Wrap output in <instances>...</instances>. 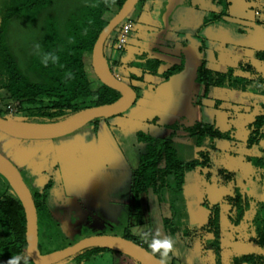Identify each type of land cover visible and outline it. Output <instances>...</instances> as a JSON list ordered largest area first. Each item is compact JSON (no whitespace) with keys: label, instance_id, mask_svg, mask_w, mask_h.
<instances>
[{"label":"rangeland","instance_id":"374dc122","mask_svg":"<svg viewBox=\"0 0 264 264\" xmlns=\"http://www.w3.org/2000/svg\"><path fill=\"white\" fill-rule=\"evenodd\" d=\"M228 1V14L207 25L205 19H211L213 11H220L212 0L137 3L127 17L133 22L127 43L117 47L119 25L105 47L114 73L137 92L135 102L123 112L94 119L49 139L19 138L0 130V152L18 167L34 197L46 205V210L38 213L42 253L95 234L124 236L130 232L148 244L145 234H149L150 241L157 230L161 239L168 236L175 241L168 264H234L233 252L251 251L249 245L246 249H242L243 245L232 246L231 250L224 246L235 238L248 241L255 236L251 221L258 202L264 200V168L255 166L250 158L264 155V140L263 149L246 143L256 115L264 114V96L213 88L208 97H202V87L196 81L197 69L204 61L212 69L233 67L242 76L264 77V58L260 54L264 52V0ZM116 12L114 7L107 16ZM88 57L92 66V54ZM147 58L163 61L158 75L134 63ZM182 61L183 70L166 79L163 73ZM91 77L98 87L100 81L93 74ZM0 106L5 116L21 120L15 115L12 101L2 99ZM197 122L230 130L233 140L216 139V148L210 150V166L203 172H187L189 234L173 235L163 222L164 217L171 216L169 206L160 204L155 194L141 193L140 210L136 207L133 175L145 148L137 132H147L159 140L175 133L174 140L185 143V128ZM176 123L177 129L170 127ZM6 186L17 195L0 172V190ZM236 186L242 194L249 192L253 196L239 224ZM215 203H219L221 211L220 257L203 241L210 237L208 215ZM0 264H5L4 259L0 258ZM28 264L34 263L28 259ZM55 264L141 263L125 253L104 249L96 254L90 248Z\"/></svg>","mask_w":264,"mask_h":264},{"label":"trees","instance_id":"16d2710c","mask_svg":"<svg viewBox=\"0 0 264 264\" xmlns=\"http://www.w3.org/2000/svg\"><path fill=\"white\" fill-rule=\"evenodd\" d=\"M212 1L220 7V11H213L212 18L205 19V25L219 22L228 14V0ZM124 2L125 0H0V95L4 92L0 101H12L16 105L15 115L21 117L22 122L52 124L87 107L117 100L121 92L98 78L88 63V56L92 54L101 31ZM114 7L117 12L108 17L107 14ZM36 44L40 45L39 49L35 47ZM45 54H54L57 60L53 62L49 59L45 66L42 63ZM260 54L264 58V52ZM107 60L110 65L108 58ZM134 63L158 75L163 61L159 58H147L145 62ZM89 66L92 68L91 72L88 70ZM110 67L112 68L111 65ZM183 68L182 61L163 75L168 79ZM91 74L100 81L98 87L94 86ZM142 78L143 75L139 77ZM196 81L202 87V97H208L213 88L252 91L264 96V77L253 79L242 76L236 74L233 67L221 71L208 67L204 61L197 69ZM0 115L5 116L1 106ZM252 126L246 144L249 147L256 144L263 149V113L256 115ZM170 127L177 129L179 125L176 123ZM185 129L188 132V141L185 143L175 141V133L159 140L147 132H137V139L145 144V148L139 155L132 184L138 210L141 207L140 194L151 191L160 204L169 206L171 216L163 218L165 228L170 234L178 235L181 232L183 236L189 234V212L185 196L187 172L197 169L203 172V168L210 166V150L216 148V139L233 140L230 130H223L209 122H197ZM250 161L255 166L264 168V155L252 157ZM235 190L239 223L250 209L253 196L249 192L242 194L239 186ZM34 199L38 213L46 210L42 199ZM26 223L25 210L19 196L10 193L6 186L5 190H0V258L5 262L10 256L18 254L33 262L27 253ZM251 223L255 236L250 241L256 245L257 250L234 256V264H264V200L258 202ZM207 224L210 237L203 241L220 257L222 241L219 203L214 204ZM124 237L148 248V244L142 243L130 232H126ZM38 247L41 251L39 244ZM91 249L97 254L107 248ZM21 264H24L23 260Z\"/></svg>","mask_w":264,"mask_h":264},{"label":"water","instance_id":"95a60500","mask_svg":"<svg viewBox=\"0 0 264 264\" xmlns=\"http://www.w3.org/2000/svg\"><path fill=\"white\" fill-rule=\"evenodd\" d=\"M139 1L125 0L119 11L109 20L108 24L99 34L92 50V67L94 72L104 84L121 92V96L117 100L111 103L87 107L65 120L52 124H30L0 115V130L19 138L49 139L70 133L94 119L115 115L129 108L135 102L137 92L131 84L114 73L105 54V44L108 37L128 17ZM171 1L183 3L186 0ZM0 172L13 185L23 204L27 221V253L34 264H55L94 247H103L125 253L141 264H159V256L150 254L151 251L142 244L130 238L112 234L86 236L67 247L42 253L38 247V212L33 193L18 167L1 152Z\"/></svg>","mask_w":264,"mask_h":264},{"label":"clouds","instance_id":"9594fccd","mask_svg":"<svg viewBox=\"0 0 264 264\" xmlns=\"http://www.w3.org/2000/svg\"><path fill=\"white\" fill-rule=\"evenodd\" d=\"M35 47L37 49L40 48L39 44H36ZM49 59L53 62L57 60V57L54 54H45L42 63L47 65ZM149 234H145L146 242L148 243V248L151 250L152 255L159 254V264H168L170 260V253L173 251L174 247V239L171 237L165 236L164 238H160V232L157 230L150 241L147 240V236ZM21 260L24 261V264H28V257L22 255H14L10 256V258L5 262V264H21Z\"/></svg>","mask_w":264,"mask_h":264},{"label":"built area","instance_id":"2783aa9c","mask_svg":"<svg viewBox=\"0 0 264 264\" xmlns=\"http://www.w3.org/2000/svg\"><path fill=\"white\" fill-rule=\"evenodd\" d=\"M133 27L132 20L126 18L122 23L117 35V47L122 48L127 43V37Z\"/></svg>","mask_w":264,"mask_h":264},{"label":"crops","instance_id":"0c3cea01","mask_svg":"<svg viewBox=\"0 0 264 264\" xmlns=\"http://www.w3.org/2000/svg\"><path fill=\"white\" fill-rule=\"evenodd\" d=\"M240 223V222H239ZM239 223H237V224H239ZM251 239V238H250ZM250 239L248 240V241H246V240H241V238L239 237V238H235L233 241H231V242H229V244L231 245V247H230V245L228 244L227 245V247L226 246H224V248H229L230 250H231V248H232V246H237V247H241L242 245H243V248L242 249H246V246H251V251H255V250H257V247H256V245L255 244H253L251 241H250ZM241 249V250H242ZM244 251H246V250H244ZM251 251H248V252H251ZM233 252V251H232ZM242 253H246V252H241L240 254H242ZM240 254H234V252H233V255L234 256H237V255H240Z\"/></svg>","mask_w":264,"mask_h":264},{"label":"flooded vegetation","instance_id":"af4514ba","mask_svg":"<svg viewBox=\"0 0 264 264\" xmlns=\"http://www.w3.org/2000/svg\"><path fill=\"white\" fill-rule=\"evenodd\" d=\"M120 26H121V23H120ZM118 28V27H117Z\"/></svg>","mask_w":264,"mask_h":264}]
</instances>
